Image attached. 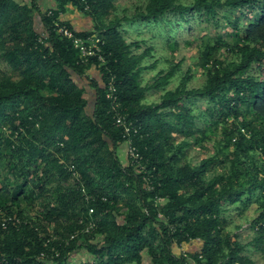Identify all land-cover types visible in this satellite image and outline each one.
Returning <instances> with one entry per match:
<instances>
[{
  "label": "trees",
  "instance_id": "trees-1",
  "mask_svg": "<svg viewBox=\"0 0 264 264\" xmlns=\"http://www.w3.org/2000/svg\"><path fill=\"white\" fill-rule=\"evenodd\" d=\"M54 3L43 12L38 0H0V61L12 70L0 71V213L21 219L0 230V264H254L225 215L256 205L252 243L264 251V0L139 7L132 18L146 24L220 18L232 28L213 42H188L199 48L205 81L190 87L188 69L171 90L181 63L143 85L141 64L152 50L133 54L140 45L121 33L132 18L115 16V0ZM71 10L89 17L92 29L62 21ZM56 23L79 37L97 35L105 63H83ZM169 47L174 53L178 43ZM112 82L116 109L136 132L116 125ZM152 90L163 94L150 104ZM128 141L140 167L127 155ZM208 145L211 154L194 163L192 150ZM80 220L96 228L70 240L85 226ZM49 246L60 252L51 263L39 259Z\"/></svg>",
  "mask_w": 264,
  "mask_h": 264
},
{
  "label": "rangeland",
  "instance_id": "rangeland-1",
  "mask_svg": "<svg viewBox=\"0 0 264 264\" xmlns=\"http://www.w3.org/2000/svg\"><path fill=\"white\" fill-rule=\"evenodd\" d=\"M23 1V0H18ZM147 0H115L116 13L118 18L129 19L139 7H144ZM74 14L72 11H68L66 15ZM84 19L89 26H93V21L88 17ZM176 18H173L175 20ZM179 20V17H177ZM217 20H211L210 22L203 19H195L191 24H184L180 21L175 25L169 24L170 18L161 23H142L137 19H131L129 21H123L121 33L125 40L131 43H138L139 49L133 48V54L141 55L147 50L151 49V54L142 63L144 71L142 73L143 85L151 84L154 82V78L164 71L167 72L172 64L181 63L180 71L177 77L172 80L167 87L168 90L174 89L178 86L180 78L188 71L192 70L194 74L193 80L190 82V87H200L205 81L204 71L200 68L199 63V48L188 44V42H196L197 45H203L204 42H213L218 35H226L232 32L231 26L228 22L223 20L220 22V18ZM177 42L178 49L173 53L169 47V43ZM0 71L7 75L12 74L11 68L4 62L0 61ZM97 77L98 74H95ZM84 85L85 82H81ZM163 94L162 90H152L147 94V100L150 104L157 103ZM87 96L92 102L93 93L87 92ZM206 101H199L195 105L197 110L204 111L206 109ZM212 152L211 145H208V149L205 152L200 151L198 148H194L190 154V158L194 160V163H198L203 158H207ZM256 205L251 206L245 213L242 208L230 207L227 214V220L229 222L228 229L232 234H238L240 240L246 245L245 253L254 262V264H264V251L260 246L252 243L255 238V233L250 229L251 220L257 215ZM253 208V209H252ZM188 249V248H186ZM75 260V259H74ZM146 264H150L145 260Z\"/></svg>",
  "mask_w": 264,
  "mask_h": 264
},
{
  "label": "built area",
  "instance_id": "built-area-1",
  "mask_svg": "<svg viewBox=\"0 0 264 264\" xmlns=\"http://www.w3.org/2000/svg\"><path fill=\"white\" fill-rule=\"evenodd\" d=\"M56 30L58 33L67 38L70 39L74 45V48L79 51L80 57L83 63H87L90 58H97L98 61L101 64L105 63L104 57L101 55V47L100 45H103V41L97 36H86V37H79L76 35V33L69 29L67 26H62L59 23L55 24ZM116 88L114 86V83L112 82L109 87V94L108 97L112 99L113 103L115 104L114 110H116L114 119L116 122V125L123 128L125 133L130 134L132 131L136 132L134 126L131 123H128L124 117L117 111L119 107V103L117 100V97L115 96ZM117 108V109H116ZM127 155L131 158L132 163L140 167L141 162V156L138 152V150L132 145L131 141H128L127 143ZM71 172H73L74 176H77V172L75 170L74 166H71L69 169ZM147 190H153L152 186H147ZM85 192V190L83 189ZM87 200H89V197H86ZM94 212L93 209L90 210V215ZM11 222H15L14 224L21 223V219L16 216H8L6 213L1 212L0 213V230H7L9 228V224ZM80 224L83 226L82 229L75 231L70 236L71 239H75L79 236V234H92L93 231L96 228V224L94 221H89L87 224L84 222V220H80ZM56 241L55 236H51L50 239L46 241V246L52 242ZM69 241V240H68ZM60 257V252L55 246H49L46 251L41 252L39 259L42 261H47L49 263L53 262L56 258ZM87 264H96L95 262H87Z\"/></svg>",
  "mask_w": 264,
  "mask_h": 264
},
{
  "label": "crops",
  "instance_id": "crops-1",
  "mask_svg": "<svg viewBox=\"0 0 264 264\" xmlns=\"http://www.w3.org/2000/svg\"><path fill=\"white\" fill-rule=\"evenodd\" d=\"M38 2H39V7L41 8V10L43 12H46V11H48L50 9L55 8L54 0H38ZM71 11L74 12V14H71V15L64 14L61 17V20L70 22L72 24L73 28L76 31H79V32H84V31H88V30L92 29L93 26L92 27L89 26L87 24V22H85L84 19H82V18L88 19V17H85V16L81 15L77 11H74V10H71ZM36 25L39 27V29L42 27L41 26L42 24H41L39 18H37V20H36ZM121 156L123 157L124 163L125 164L128 163L127 162V157H126V149H125V147H122V149H121ZM253 210H255V209H253Z\"/></svg>",
  "mask_w": 264,
  "mask_h": 264
}]
</instances>
